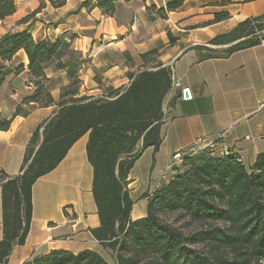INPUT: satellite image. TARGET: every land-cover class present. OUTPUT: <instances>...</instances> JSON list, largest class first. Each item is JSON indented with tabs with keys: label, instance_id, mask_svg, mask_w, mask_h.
<instances>
[{
	"label": "crops",
	"instance_id": "1",
	"mask_svg": "<svg viewBox=\"0 0 264 264\" xmlns=\"http://www.w3.org/2000/svg\"><path fill=\"white\" fill-rule=\"evenodd\" d=\"M55 1V0H54ZM175 0L120 1L114 16L104 15L97 0H66L55 7L52 0H18L14 15L0 22V39L8 33L28 31L35 41L64 38L82 59L79 97L103 98L124 90L137 76L157 66L170 67L183 89L172 88L164 103L161 144L146 149L129 175L134 201L132 219L147 216L148 199L136 204L167 169L175 153L200 146L221 155L225 146L253 165L264 153V40L258 46L228 53L238 42L213 45L249 18L264 15V0H186L167 18L157 9ZM230 18L213 23L216 14ZM32 15L26 23L24 18ZM29 60L20 51L7 65L13 73L0 89V117L13 119L8 131L0 130V170L21 174L34 132L51 121L58 106L31 105L27 117H14L24 96L33 91ZM23 65L19 74L15 70ZM50 90L58 101L69 83L65 71H47ZM60 77L62 81L56 82ZM188 89L190 99L184 97ZM26 107V106H25ZM43 137H41L42 141ZM81 137L62 162L33 186L32 221L24 245L14 246L7 264H24L54 250L75 254L103 249L91 230L100 226L93 195L94 169ZM147 200V201H146ZM4 240L3 191L0 187V242Z\"/></svg>",
	"mask_w": 264,
	"mask_h": 264
},
{
	"label": "trees",
	"instance_id": "2",
	"mask_svg": "<svg viewBox=\"0 0 264 264\" xmlns=\"http://www.w3.org/2000/svg\"><path fill=\"white\" fill-rule=\"evenodd\" d=\"M18 0H0V22L14 15ZM120 1L97 0L104 15L114 16ZM186 0H175L157 9L167 18ZM66 0H52L55 7ZM32 15L23 19L26 23ZM230 18L216 14L213 23ZM264 40V15L249 18L229 33L217 36L213 45L238 42L228 53L258 46ZM20 51L28 57L33 91L24 96L14 117H27L25 106H58L56 116L39 126L29 143L21 174L11 177L0 170L3 191L4 240L0 264H7L14 246L24 245L30 231L36 181L52 172L71 147L89 133L88 158L94 169L93 195L100 226L91 230L113 262L99 253L78 254L54 250L24 264H264V153L246 166L234 154L220 156L210 149L185 154L180 166L148 199L147 216L132 219L134 201L129 175L143 152L160 147L165 118L164 103L172 91L170 67L157 66L135 76L130 86L103 98L79 97L81 55L64 38L35 41L28 31L8 33L0 39V89L13 73L7 63ZM65 71L71 81L56 101L49 89L47 71ZM21 65L15 70L19 74ZM13 119L0 117V130L8 131ZM41 137H43L41 141ZM180 214L200 230L186 235L166 216ZM202 246V249L196 246Z\"/></svg>",
	"mask_w": 264,
	"mask_h": 264
},
{
	"label": "rangeland",
	"instance_id": "3",
	"mask_svg": "<svg viewBox=\"0 0 264 264\" xmlns=\"http://www.w3.org/2000/svg\"><path fill=\"white\" fill-rule=\"evenodd\" d=\"M50 71H57V70H55L54 65L50 68ZM66 78H68V77H66ZM61 81H62V78H60V77H58L56 79V82H58V84ZM70 82L71 81L69 80L68 85L70 84ZM48 86H49V89L51 90L53 88L54 84L50 85L48 83ZM25 109L26 110H30L31 109V106H26ZM202 149L203 148H201L200 146L195 147V151L196 152H198V151H200ZM188 151L189 150L184 151L185 152L184 154H187ZM195 151L192 152V153H195ZM169 166H170V164L168 165L167 169L159 176V179L157 181H154L152 183L153 184V187L150 185V187L143 194H141L140 196H137V197L134 196V199L136 201V204L138 203L139 205H145V204H141V202H139V201H141L142 197L145 196L146 194H150V195L154 194L162 186V184L164 183L163 181H166V179L168 177L167 175L168 174H172V173H170ZM146 207H148V204H147ZM166 219H167L168 222L172 223L175 227L179 228L186 235L194 234V233H196V232H198L200 230V226L198 224H193L189 219L184 218V217H181L180 214H169V215L166 216ZM196 248L202 249V246H199L198 245V246H196ZM102 249H103V252H102L103 257L108 262L112 263L113 262V259H112L111 252L106 251L104 248H102Z\"/></svg>",
	"mask_w": 264,
	"mask_h": 264
},
{
	"label": "built area",
	"instance_id": "4",
	"mask_svg": "<svg viewBox=\"0 0 264 264\" xmlns=\"http://www.w3.org/2000/svg\"><path fill=\"white\" fill-rule=\"evenodd\" d=\"M172 88H174V89H183L181 82L178 81L175 78H173ZM184 91H183V94H184ZM194 151H195V147L191 148L188 152L189 153H192ZM184 153L185 152H183V151H179V152H177V153L174 154L173 159H172V162L170 163V166H169L170 173L173 174L174 173V170H175V167L180 166V164L182 163L183 158L185 156ZM230 155H232L231 150L229 149L228 146H225L224 151L222 152V154L220 156H230ZM240 161H243V160L240 158Z\"/></svg>",
	"mask_w": 264,
	"mask_h": 264
},
{
	"label": "water",
	"instance_id": "5",
	"mask_svg": "<svg viewBox=\"0 0 264 264\" xmlns=\"http://www.w3.org/2000/svg\"><path fill=\"white\" fill-rule=\"evenodd\" d=\"M184 97H185L186 99H190V98H191V94H190V91H189L188 89H186V90L184 91Z\"/></svg>",
	"mask_w": 264,
	"mask_h": 264
}]
</instances>
